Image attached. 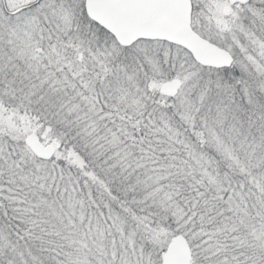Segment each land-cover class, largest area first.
I'll return each mask as SVG.
<instances>
[{
  "label": "snow or ice",
  "instance_id": "snow-or-ice-1",
  "mask_svg": "<svg viewBox=\"0 0 264 264\" xmlns=\"http://www.w3.org/2000/svg\"><path fill=\"white\" fill-rule=\"evenodd\" d=\"M0 264H264V0H0Z\"/></svg>",
  "mask_w": 264,
  "mask_h": 264
}]
</instances>
